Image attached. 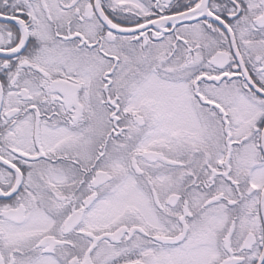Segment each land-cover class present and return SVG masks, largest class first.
Wrapping results in <instances>:
<instances>
[{
	"label": "snow or ice",
	"instance_id": "1",
	"mask_svg": "<svg viewBox=\"0 0 264 264\" xmlns=\"http://www.w3.org/2000/svg\"><path fill=\"white\" fill-rule=\"evenodd\" d=\"M0 264H264V0H0Z\"/></svg>",
	"mask_w": 264,
	"mask_h": 264
}]
</instances>
